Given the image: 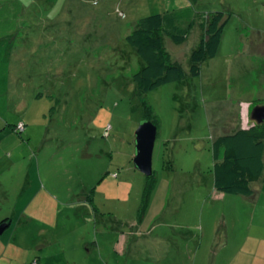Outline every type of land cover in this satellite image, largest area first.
<instances>
[{
	"label": "rangeland",
	"instance_id": "rangeland-1",
	"mask_svg": "<svg viewBox=\"0 0 264 264\" xmlns=\"http://www.w3.org/2000/svg\"><path fill=\"white\" fill-rule=\"evenodd\" d=\"M182 10L194 17L187 39L163 42L185 77L140 90L135 75L146 62L128 36L144 17ZM213 11L227 19L222 40L193 76L190 55ZM11 73L15 87L40 97L29 107L32 142L51 169L53 196L48 206L26 205L31 224L19 215L1 234L0 264L160 263L118 253L121 231L165 246L163 264H189L194 255L207 264L228 231L219 261L249 260L240 247L264 219V154L252 194L219 195L207 107L226 112L225 104L264 101V0H0V87ZM143 119L158 128L145 210L149 176L134 163ZM2 207L9 213L13 205Z\"/></svg>",
	"mask_w": 264,
	"mask_h": 264
},
{
	"label": "crops",
	"instance_id": "crops-1",
	"mask_svg": "<svg viewBox=\"0 0 264 264\" xmlns=\"http://www.w3.org/2000/svg\"><path fill=\"white\" fill-rule=\"evenodd\" d=\"M239 47V50L241 51V43H239ZM12 56L13 55H11L10 57L12 58ZM10 57L6 58V61L9 62V68L11 61ZM5 75L7 74L5 73ZM11 76L12 73L7 76V78H9L7 79L8 83L0 87V222L2 220H10V226H7L6 231L11 230L13 220L16 219V217H18L19 215V222L26 220L31 224L34 220V216L28 215L26 213V211L28 210L26 205H29V208L30 205L34 204L40 206L42 204H45V206H48V202L53 196L50 191L52 185L50 179L51 169L48 166L46 159H44V156L41 154V151H39L38 148L34 150L33 147L36 143L32 142L33 137L35 136L34 126L36 124L33 123V120L29 116V107L31 103L35 105L36 101L40 97L35 91H28L27 88L21 89L20 86L15 87V85L11 83ZM3 93H6V95H1ZM253 98L254 97H251L249 99L247 98L241 101V103H239V106H236L235 108L233 107L234 104L223 103L228 107V110H226V112L219 111L210 113V108L212 107L213 102L209 104V106L207 107L209 116L208 123L209 126L214 129V134L211 135L213 139V150L217 149V145L214 144V142L219 138L226 136H228L227 142L229 144L232 143L233 145H236L237 147H239V150L244 149V151L248 152H253L255 150L247 136L243 134L240 136H234L240 130H248L249 128L257 124V122L251 117L250 106L255 99ZM216 105L217 104H214V106ZM259 105H264V101H262ZM45 119L44 121H46ZM20 121H25V123L27 124L26 130L22 134H18L14 131L15 125H17ZM44 121L42 122L43 131L46 129V124L44 123ZM224 147V144L219 146L217 150L218 158H221L223 156ZM224 194L225 193H219V195ZM221 197L225 199V196ZM11 199L17 200L16 204H13L11 202ZM26 199L28 200L25 204H23V201H25ZM5 203L7 205H13V208L11 207L9 213H5L3 211L2 206ZM99 214H101V212ZM108 232L119 233L120 231L112 230ZM120 233V236L118 235V239L115 242L116 249L119 251L118 253L128 254V256L130 257L137 255V257H142L143 262L147 263L158 261L163 264L162 262L166 261L167 253L163 250L165 249V246L159 248L156 245H151V242L147 243L146 239H143L142 241L141 239H133L132 233H134V231H121ZM254 233L256 234V237H253V240L248 245V247L247 240L250 236L245 239V245L242 246V248L240 247L241 252H244L246 255L250 256L249 260L245 259L239 261V258L237 260V257H233V260H231L230 262L226 261L227 263L219 261V256L217 253L220 252V250L222 252L229 246V232L227 231L222 235L224 236V238L222 239V242L219 243V245L221 246L218 249H212V253H210L211 255L209 256V259L206 261V263L264 264L263 217L257 222ZM83 240L84 246H87L88 251H90L89 254H91L92 251L91 248H88V241L85 239V237L83 238ZM193 243L194 245L197 244L196 241H193ZM156 247H158V249ZM178 247L179 251H182L180 244H178ZM244 253H240V255ZM197 258L198 255H194V257L191 258L189 264H198Z\"/></svg>",
	"mask_w": 264,
	"mask_h": 264
},
{
	"label": "trees",
	"instance_id": "trees-1",
	"mask_svg": "<svg viewBox=\"0 0 264 264\" xmlns=\"http://www.w3.org/2000/svg\"><path fill=\"white\" fill-rule=\"evenodd\" d=\"M208 14H210L209 19L203 21L204 34L190 55V72L193 76L200 75L203 63L208 58L217 55L227 22L223 11H213ZM193 23L194 17H191V12L184 10L164 14L156 13L140 20V27L127 38L130 43L136 46L138 53L146 62L144 68L135 75L140 90L148 92L166 81L181 80L185 77L182 66L171 61L163 39L164 35H167L176 43L184 42ZM260 103L261 101H253L250 106L251 112ZM21 123L24 124L23 130L18 128ZM26 128L25 121H20L15 125L14 131L22 134ZM242 134L247 136L252 143L255 149L253 152L244 151V149H240V151L236 145L229 144L227 142L228 136L219 138L214 142L217 149L214 150L215 161L211 171L214 176V188L219 192L249 195L252 194L251 184L260 179L264 154V123H257L248 130H240L234 136ZM223 144L225 145L223 156L218 158L217 150ZM155 183L156 176L153 172L151 176L147 177L143 210L149 203L148 198ZM94 210L97 208L94 207ZM5 222L9 223L10 220H2L0 224Z\"/></svg>",
	"mask_w": 264,
	"mask_h": 264
},
{
	"label": "water",
	"instance_id": "water-1",
	"mask_svg": "<svg viewBox=\"0 0 264 264\" xmlns=\"http://www.w3.org/2000/svg\"><path fill=\"white\" fill-rule=\"evenodd\" d=\"M251 117L257 123H264V105H257L251 112ZM158 128L149 119H143L136 135V152L134 155V163L138 170L147 176L153 174V153L157 139ZM9 224H0V236L5 231Z\"/></svg>",
	"mask_w": 264,
	"mask_h": 264
},
{
	"label": "built area",
	"instance_id": "built-area-1",
	"mask_svg": "<svg viewBox=\"0 0 264 264\" xmlns=\"http://www.w3.org/2000/svg\"><path fill=\"white\" fill-rule=\"evenodd\" d=\"M18 128L21 129V130H23L24 129V124L23 123L19 124L18 125Z\"/></svg>",
	"mask_w": 264,
	"mask_h": 264
}]
</instances>
